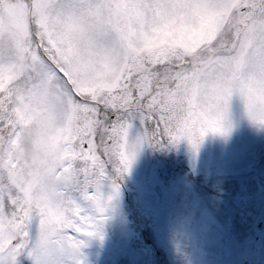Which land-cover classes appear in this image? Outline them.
Masks as SVG:
<instances>
[{
	"label": "snow or ice",
	"instance_id": "snow-or-ice-1",
	"mask_svg": "<svg viewBox=\"0 0 264 264\" xmlns=\"http://www.w3.org/2000/svg\"><path fill=\"white\" fill-rule=\"evenodd\" d=\"M234 98L264 128V0H0V264L225 227ZM145 148L174 155L129 188Z\"/></svg>",
	"mask_w": 264,
	"mask_h": 264
},
{
	"label": "rangeland",
	"instance_id": "rangeland-1",
	"mask_svg": "<svg viewBox=\"0 0 264 264\" xmlns=\"http://www.w3.org/2000/svg\"><path fill=\"white\" fill-rule=\"evenodd\" d=\"M231 107L233 128L228 140L206 139L202 151L205 156L221 150L230 154L237 170L241 169L240 162L247 166L241 169V178L253 180L257 188L253 191L249 186L242 188L241 184L234 183L238 189H231V195L226 197L222 217L225 227L212 231L206 239L192 245L161 225L148 242L150 250H140L126 248L124 228L113 223L108 225L103 242L93 239L82 249L87 264H118L121 256L129 259L126 251L135 255L136 264H157L158 258L166 260V264H264V128L254 126L242 115V107L235 98ZM157 153L155 160L150 149L141 151L126 181L129 188L142 175L159 168L167 162L168 156L174 155ZM128 228L136 226L129 224ZM248 229L251 232L248 233ZM141 253L147 257H140ZM22 264H30V261L24 258Z\"/></svg>",
	"mask_w": 264,
	"mask_h": 264
},
{
	"label": "trees",
	"instance_id": "trees-1",
	"mask_svg": "<svg viewBox=\"0 0 264 264\" xmlns=\"http://www.w3.org/2000/svg\"><path fill=\"white\" fill-rule=\"evenodd\" d=\"M239 167H241V169H242V168L247 167V166L246 165H243L242 166V163L240 162L239 163ZM262 167H264V165ZM241 169L238 168L237 175L235 176V178L233 180L230 181V187H231V189H238L236 186H238L239 184H241L242 188H243V186L246 185V186H249L250 187V190L255 191L256 188H257V186L255 185V183L253 182V180L252 181H249V179L245 178L244 176H243V179L241 178V174L243 175ZM234 183L235 184H238V185H234ZM257 185L259 186V184H257Z\"/></svg>",
	"mask_w": 264,
	"mask_h": 264
},
{
	"label": "flooded vegetation",
	"instance_id": "flooded-vegetation-1",
	"mask_svg": "<svg viewBox=\"0 0 264 264\" xmlns=\"http://www.w3.org/2000/svg\"><path fill=\"white\" fill-rule=\"evenodd\" d=\"M247 231H248V233H249V231L251 232V230H250V229H248Z\"/></svg>",
	"mask_w": 264,
	"mask_h": 264
}]
</instances>
